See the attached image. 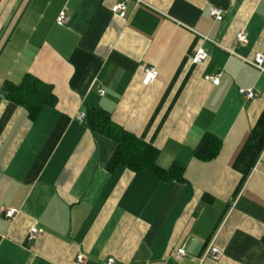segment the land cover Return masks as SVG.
Wrapping results in <instances>:
<instances>
[{
    "label": "crops",
    "instance_id": "0c3cea01",
    "mask_svg": "<svg viewBox=\"0 0 264 264\" xmlns=\"http://www.w3.org/2000/svg\"><path fill=\"white\" fill-rule=\"evenodd\" d=\"M122 1L0 0V264H264V149L245 177L234 166L264 110V72L243 59L264 52V0H126L123 18ZM27 74L57 97L33 117L4 90ZM91 108L158 149L160 167L184 163L183 178L110 168L117 143ZM206 133L222 145L203 160ZM212 240L223 255L201 262Z\"/></svg>",
    "mask_w": 264,
    "mask_h": 264
},
{
    "label": "trees",
    "instance_id": "16d2710c",
    "mask_svg": "<svg viewBox=\"0 0 264 264\" xmlns=\"http://www.w3.org/2000/svg\"><path fill=\"white\" fill-rule=\"evenodd\" d=\"M10 99L26 108L30 116L37 115L43 107L55 105L57 97L53 86L27 74L20 83L8 82L4 88ZM89 126L97 132L114 139L116 150L109 161V167L123 165L135 171H151L165 180L182 179L185 164L175 162L164 169L158 164L159 150L139 139L133 133L115 124L109 113L103 109L91 108L88 113ZM222 141L217 136L206 133L195 149L198 158L207 160L218 155ZM264 149V110L252 129L246 143L239 152L234 166L244 177L255 166Z\"/></svg>",
    "mask_w": 264,
    "mask_h": 264
},
{
    "label": "built area",
    "instance_id": "2783aa9c",
    "mask_svg": "<svg viewBox=\"0 0 264 264\" xmlns=\"http://www.w3.org/2000/svg\"><path fill=\"white\" fill-rule=\"evenodd\" d=\"M141 1V0H138ZM127 2L126 0L117 3L112 7V11L119 14L120 17H126L127 14ZM210 15L216 20H222L224 17V11L220 7L214 6L210 9ZM68 20L67 12L61 11L57 22L59 25H63ZM236 39L239 43L245 44L248 42V35L245 28L240 29L236 34ZM231 53H235L233 49H228ZM209 54L205 47H199L195 51L194 55L192 56V63L193 64H200L204 62L208 58ZM243 58V57H242ZM247 63L253 65L254 67L258 68L260 71L264 72V52L257 51L253 54L251 58H243ZM159 75V71L156 66L153 65H146L143 69V79L142 82L144 85H150L154 81L157 80ZM214 84L220 83V74L209 77ZM246 98L253 99L256 96V91L254 89H246L241 88L239 90ZM100 94H104L105 90H100ZM86 118V113L84 111H81L77 115V119L79 121H83ZM16 214V211L14 209H6L5 215L8 218H13ZM40 232L37 227H32L30 231V238L35 237ZM187 255V250L185 247H180L177 249L174 258L175 260H180L184 256ZM223 255V250L220 249L218 246H216L214 240L210 241L208 245L205 247L202 256L200 257V261L203 262L207 258H212L214 260H219L220 257ZM85 256L83 254H79L77 256L78 262H84ZM104 264H118L117 261L114 258H109L105 261Z\"/></svg>",
    "mask_w": 264,
    "mask_h": 264
}]
</instances>
